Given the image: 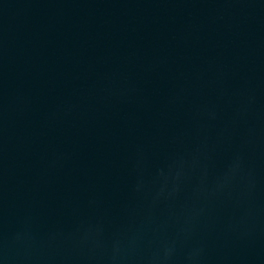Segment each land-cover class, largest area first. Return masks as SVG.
<instances>
[{
  "label": "water",
  "instance_id": "95a60500",
  "mask_svg": "<svg viewBox=\"0 0 264 264\" xmlns=\"http://www.w3.org/2000/svg\"><path fill=\"white\" fill-rule=\"evenodd\" d=\"M0 264H264V0H0Z\"/></svg>",
  "mask_w": 264,
  "mask_h": 264
}]
</instances>
